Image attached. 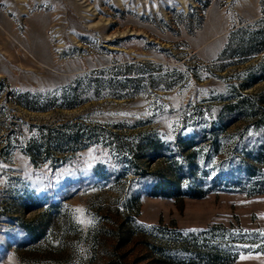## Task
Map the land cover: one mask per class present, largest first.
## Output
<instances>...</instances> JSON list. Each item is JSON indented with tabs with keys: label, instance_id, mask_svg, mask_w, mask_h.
<instances>
[{
	"label": "rangeland",
	"instance_id": "374dc122",
	"mask_svg": "<svg viewBox=\"0 0 264 264\" xmlns=\"http://www.w3.org/2000/svg\"><path fill=\"white\" fill-rule=\"evenodd\" d=\"M0 264H264V0H0Z\"/></svg>",
	"mask_w": 264,
	"mask_h": 264
},
{
	"label": "trees",
	"instance_id": "16d2710c",
	"mask_svg": "<svg viewBox=\"0 0 264 264\" xmlns=\"http://www.w3.org/2000/svg\"><path fill=\"white\" fill-rule=\"evenodd\" d=\"M127 82V81H126ZM129 83V82H128ZM128 83H124V84H122L123 86H125V85H127ZM75 104H69V106L68 107H73ZM27 107H32V106H29L28 104L26 105ZM46 107H39V108H36V109H45ZM156 189V188H155ZM153 190V192L155 193L156 192V190ZM160 193H165V192H160ZM195 195H197V196H199L200 194H197V193H194ZM30 229V231L32 232L31 234H33L34 236L35 235H37V233H35L33 230H32V228H29ZM42 231V230H41ZM40 233V232H39Z\"/></svg>",
	"mask_w": 264,
	"mask_h": 264
},
{
	"label": "snow or ice",
	"instance_id": "6c2138e0",
	"mask_svg": "<svg viewBox=\"0 0 264 264\" xmlns=\"http://www.w3.org/2000/svg\"><path fill=\"white\" fill-rule=\"evenodd\" d=\"M75 211H76L77 213H80L81 216L83 215V212H84L83 209H76ZM79 222L83 224V223H85V220L81 218V219H79ZM88 223H91V221H88Z\"/></svg>",
	"mask_w": 264,
	"mask_h": 264
}]
</instances>
